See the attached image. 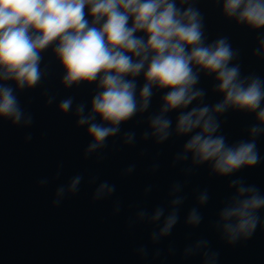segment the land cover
Segmentation results:
<instances>
[{
	"label": "clouds",
	"instance_id": "9594fccd",
	"mask_svg": "<svg viewBox=\"0 0 264 264\" xmlns=\"http://www.w3.org/2000/svg\"><path fill=\"white\" fill-rule=\"evenodd\" d=\"M220 12L236 25L257 31L253 55L264 59V0H214ZM198 0H0V120L28 128L33 116L21 105L19 93L35 88L47 75L43 53L50 51L60 68L59 83L64 89L92 85L87 103L68 96L56 104L61 114L74 117L89 142L83 157L104 158L112 138L121 146L133 147L150 142L162 145L184 138L170 166L184 165L185 177L200 166L209 175L232 177L242 169L264 160L258 139L264 137V76L244 74L238 62L239 52L227 36L209 41L204 15ZM210 77L212 86H200L201 77ZM219 96L208 103V92ZM158 96L153 109V97ZM45 95H47L45 93ZM54 96H47L52 104ZM229 111L252 116L242 139L229 141L222 132L221 117ZM175 114L174 116L171 114ZM135 119L143 130L122 131L121 126ZM31 135L25 136V141ZM140 156L145 155L141 150ZM159 153L147 169L156 172ZM135 164L122 169V176L135 171ZM59 170L52 179L59 176ZM84 175L76 174L55 189L51 204L58 206L66 197L79 192ZM93 202L104 201L116 192L108 180L97 183ZM49 183L48 178L38 186ZM186 181L169 185L166 201L151 209L136 206L128 226L150 225V245L169 237L180 222V211L188 198ZM230 194L221 201L211 229L225 245L233 246L264 229V190L241 177L227 184ZM152 185L144 188L145 195ZM194 204L188 208L183 224L197 228L204 221L201 209L208 204L207 188L192 189ZM114 201L112 214L120 212ZM171 245L167 255H175ZM144 264H153L161 250L150 252L148 245L135 249ZM220 253L209 239L201 237L186 244L181 261L199 259V264H220Z\"/></svg>",
	"mask_w": 264,
	"mask_h": 264
},
{
	"label": "water",
	"instance_id": "95a60500",
	"mask_svg": "<svg viewBox=\"0 0 264 264\" xmlns=\"http://www.w3.org/2000/svg\"><path fill=\"white\" fill-rule=\"evenodd\" d=\"M43 56L47 75L37 87L19 93L21 105L33 116L32 125L21 128L0 120V264H144L135 255V249L141 245H148L150 252L155 248L161 250V257L153 264H199L198 258L181 261L180 252L201 237L209 239L219 251L220 264H264V229L258 228L247 241L228 246L210 227L221 201L230 194L227 184L231 179L241 177L264 190V160L232 177L211 176L203 165L185 177L181 171L184 165L170 166L171 157L184 138L162 145L141 142L128 147L121 146L115 137L109 141L102 160L95 155L84 158L89 138L83 128L75 126L71 113H59L56 104L68 96H73L75 102L87 103L92 85L64 89L59 83L60 68L50 51ZM200 86L210 89L211 78L202 76ZM159 95L153 97V109ZM47 96L55 97L52 104L45 103ZM218 99L210 91L206 96L210 104ZM221 119V130L230 142L246 136L249 124L239 112L229 111ZM121 128L135 130L139 136L143 125H137L134 119ZM29 134L31 139L26 142L25 136ZM258 147L264 156L261 138ZM141 150H145L144 156L139 155ZM157 153L160 167L150 173L147 169ZM129 164H135V171L122 176V169ZM58 170L60 174L53 180ZM76 174L85 177L79 192L53 207L55 189ZM89 176L98 177L97 183H114L116 192L107 200L93 202L91 193L95 185L87 183ZM42 178H48L49 183L38 186ZM176 181H186L188 194L180 211L181 220L169 237L158 245H150L151 226L129 227V218L136 206L151 209L164 203L169 185ZM148 185H152V191L145 195L143 190ZM194 188H207L210 200L201 209L204 221L197 228H189L183 224V217L194 204ZM117 200L121 210L113 215V202ZM170 245L176 249L175 255L166 254Z\"/></svg>",
	"mask_w": 264,
	"mask_h": 264
}]
</instances>
